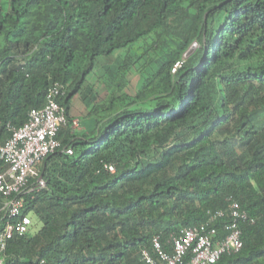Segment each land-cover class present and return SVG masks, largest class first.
Wrapping results in <instances>:
<instances>
[{"label":"trees","instance_id":"obj_1","mask_svg":"<svg viewBox=\"0 0 264 264\" xmlns=\"http://www.w3.org/2000/svg\"><path fill=\"white\" fill-rule=\"evenodd\" d=\"M8 3L0 142L56 82L68 123L40 165L45 185L21 195L40 226L8 241L3 264H148L156 235L172 253L173 235L209 211L230 222V199L254 222L215 264H264V0ZM124 49L107 65L114 85L88 81L98 58Z\"/></svg>","mask_w":264,"mask_h":264},{"label":"built area","instance_id":"obj_2","mask_svg":"<svg viewBox=\"0 0 264 264\" xmlns=\"http://www.w3.org/2000/svg\"><path fill=\"white\" fill-rule=\"evenodd\" d=\"M64 93V86L56 82L49 90L47 102L42 108H33L28 120L12 135L0 142V160L7 166L0 167V211L6 221L0 222V264H3L8 241L15 234L30 231L32 218L23 213L22 194L36 186L45 185L40 175V165L44 158L61 146L58 132L68 123L65 107L58 98ZM79 124L74 119V125ZM69 154L73 148L66 146ZM34 179L33 182L31 180ZM230 222H222L225 210L209 211L207 220L199 225L186 227L172 237V253L163 249L160 236L153 238L155 255L143 251V259L148 264H215L224 254L238 252L243 247L240 222H254L238 201L230 199ZM220 221L222 228L216 223ZM226 231L225 234L221 233Z\"/></svg>","mask_w":264,"mask_h":264},{"label":"rangeland","instance_id":"obj_3","mask_svg":"<svg viewBox=\"0 0 264 264\" xmlns=\"http://www.w3.org/2000/svg\"><path fill=\"white\" fill-rule=\"evenodd\" d=\"M4 2V6L6 9L9 8L8 0H2ZM127 50L117 51L115 54L111 55L109 58H98V62L95 67V72L89 76L88 81L94 83L96 85H103L106 87H111L114 85L115 82V75L112 73L111 70L107 69V65L111 64L115 59L119 58L123 55ZM129 80H130V87L132 90L136 89V85L139 84V75L137 74L136 69H132L129 73ZM101 86V89L104 90L105 88ZM79 117V116H77ZM32 229H37L40 226V223L35 222L34 217Z\"/></svg>","mask_w":264,"mask_h":264},{"label":"water","instance_id":"obj_4","mask_svg":"<svg viewBox=\"0 0 264 264\" xmlns=\"http://www.w3.org/2000/svg\"><path fill=\"white\" fill-rule=\"evenodd\" d=\"M195 46H197V43H195L194 45H192V46L189 48V50L187 51L186 55H189V54L193 51V49L195 48Z\"/></svg>","mask_w":264,"mask_h":264}]
</instances>
